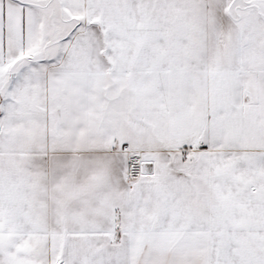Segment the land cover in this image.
<instances>
[{"label":"snow or ice","instance_id":"6c2138e0","mask_svg":"<svg viewBox=\"0 0 264 264\" xmlns=\"http://www.w3.org/2000/svg\"><path fill=\"white\" fill-rule=\"evenodd\" d=\"M0 264H264V0H0Z\"/></svg>","mask_w":264,"mask_h":264}]
</instances>
